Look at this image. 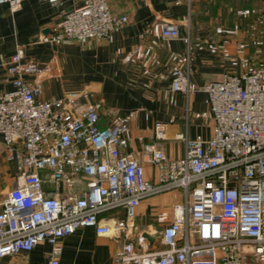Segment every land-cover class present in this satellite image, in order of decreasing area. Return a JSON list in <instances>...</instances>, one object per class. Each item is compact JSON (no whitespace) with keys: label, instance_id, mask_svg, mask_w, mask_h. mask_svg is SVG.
Returning a JSON list of instances; mask_svg holds the SVG:
<instances>
[{"label":"built area","instance_id":"obj_1","mask_svg":"<svg viewBox=\"0 0 264 264\" xmlns=\"http://www.w3.org/2000/svg\"><path fill=\"white\" fill-rule=\"evenodd\" d=\"M4 1L11 10L21 5V0ZM110 3L80 0L62 9L50 39L108 38L128 20ZM161 35L180 36L178 22H165ZM6 65L13 87L0 93V142L18 172L0 193V257L45 241L46 264H60L61 239L93 226L118 241L109 264H264L263 65L241 74L224 72L202 86L211 134L178 133L185 141L182 156L171 158L158 145L165 123L154 122L155 139L142 144L154 178L146 176L142 158L125 150L127 116L101 124L103 104L88 89L42 97L45 69L26 59L21 45ZM170 88L189 94L196 86L187 70L175 67ZM173 188L182 200L160 230L159 245L134 235L140 200Z\"/></svg>","mask_w":264,"mask_h":264},{"label":"crops","instance_id":"obj_2","mask_svg":"<svg viewBox=\"0 0 264 264\" xmlns=\"http://www.w3.org/2000/svg\"><path fill=\"white\" fill-rule=\"evenodd\" d=\"M79 2L21 0L16 10L8 1L0 2V93L13 87L6 62L21 45L24 57L45 69L42 97L88 89L103 104L101 124L128 117L125 150L143 159L148 178L155 177V168L142 144L155 139L156 120L165 123V138L158 139V145L169 157H180L185 141L178 133L211 134V110L202 86L224 72L241 74L264 66V0H111L112 10L127 14L128 20L108 38L51 40L61 10ZM170 20L178 22L180 36L164 38L161 30ZM175 67L187 70L190 84L196 86L193 92L170 88ZM106 108L115 112L106 114ZM17 172L0 142V193L10 187ZM181 200L180 190L142 198L133 217V234L144 237V231H160L172 218L174 203ZM144 238L159 245L158 237L152 242ZM61 242L60 264H109L118 245L93 226L79 227ZM49 249L43 241L31 250L0 257V264H46Z\"/></svg>","mask_w":264,"mask_h":264},{"label":"water","instance_id":"obj_3","mask_svg":"<svg viewBox=\"0 0 264 264\" xmlns=\"http://www.w3.org/2000/svg\"><path fill=\"white\" fill-rule=\"evenodd\" d=\"M160 234V231H155L153 233H149L147 231L143 232L144 237H146L150 242H152L155 238H157Z\"/></svg>","mask_w":264,"mask_h":264},{"label":"rangeland","instance_id":"obj_4","mask_svg":"<svg viewBox=\"0 0 264 264\" xmlns=\"http://www.w3.org/2000/svg\"><path fill=\"white\" fill-rule=\"evenodd\" d=\"M2 186V185H1ZM172 190H174V191H176V190H178L177 188H173ZM5 191V190H4ZM3 192V191H2ZM251 258H252V256H251Z\"/></svg>","mask_w":264,"mask_h":264}]
</instances>
